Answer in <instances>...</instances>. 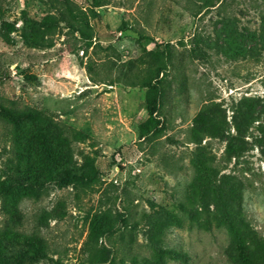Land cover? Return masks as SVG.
Returning a JSON list of instances; mask_svg holds the SVG:
<instances>
[{"label": "rangeland", "instance_id": "rangeland-1", "mask_svg": "<svg viewBox=\"0 0 264 264\" xmlns=\"http://www.w3.org/2000/svg\"><path fill=\"white\" fill-rule=\"evenodd\" d=\"M0 106V264H264V0H0Z\"/></svg>", "mask_w": 264, "mask_h": 264}, {"label": "trees", "instance_id": "trees-1", "mask_svg": "<svg viewBox=\"0 0 264 264\" xmlns=\"http://www.w3.org/2000/svg\"><path fill=\"white\" fill-rule=\"evenodd\" d=\"M68 15L73 22L72 27L74 30L79 33L83 38L89 40L91 42L93 35L89 31L90 30V25L88 23L87 17H81L74 13V11L68 7ZM82 27H81V26ZM8 28L10 31H14V25L12 24H7ZM154 71V70H153ZM163 69H159L158 72L162 73ZM141 88H147V103L150 106L151 105V98H152V91L155 89L153 85L149 82H143L139 84ZM0 117L6 118L10 120L11 122L17 123L18 122V117L11 112L10 110L0 106ZM92 173H94L92 170H87L85 171L79 178L77 177H67L65 180H63L64 185H70L74 183L75 181L81 180V182L87 186H90L95 182V176H90Z\"/></svg>", "mask_w": 264, "mask_h": 264}]
</instances>
